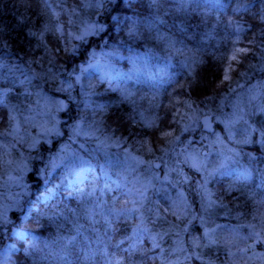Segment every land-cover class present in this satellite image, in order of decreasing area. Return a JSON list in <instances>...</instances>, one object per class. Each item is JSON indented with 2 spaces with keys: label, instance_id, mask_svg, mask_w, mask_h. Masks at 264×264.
Here are the masks:
<instances>
[{
  "label": "trees",
  "instance_id": "16d2710c",
  "mask_svg": "<svg viewBox=\"0 0 264 264\" xmlns=\"http://www.w3.org/2000/svg\"><path fill=\"white\" fill-rule=\"evenodd\" d=\"M48 1L49 6L58 11V18L53 12L43 11L42 6L27 11V0H0V112L5 111L6 123L4 131L0 133V169H5L4 165L10 162L9 168H14L13 165L18 162L27 161V155L31 158L42 154L43 158L45 152L42 151L50 149L43 142L38 145L30 141L31 131L26 128L29 125L27 113L33 101L36 103L35 99L40 101L45 96L57 99L70 92L77 94L80 99L82 90L89 88L96 96L92 98L95 104L90 112H86L87 117L107 124V119L117 117V114H122L121 108H126L138 123L127 126L129 135L126 137L143 142L140 137L145 131L141 125H145V130H161L164 107L165 114L169 111L165 103L170 107L175 97L181 99L179 107H182L183 113L180 117L199 110L200 100H191L189 90L187 94L190 79L198 78L197 84L205 93L218 91L216 89L221 83L219 77L222 74L219 68L239 35L243 38L242 42L252 46L249 57H252L253 64L244 68L249 77L246 86L253 83L257 86L256 81L263 82L259 75L263 73L264 62L257 55L260 49L264 50V0H147L149 8L142 2H136L125 10V14H122L124 10H114L120 7L117 5L119 2L125 4L124 0ZM195 10L205 12L213 23L234 14L240 27L237 30H228L226 26L213 29L207 21L201 28L189 18ZM59 23L64 32H69L70 38H74L72 31L84 27L86 32L95 33L92 36L102 38V41L97 46L86 47L70 63L69 60L76 54L73 52L79 49L77 47V51H74L68 47L71 52L62 51L64 44L55 34L59 32ZM82 38L87 40L85 36ZM99 47L102 57L96 59L98 62L105 58L109 65L121 67L124 71L132 68V61L137 54L145 53L152 59L147 69L159 71V75L169 78L168 81L173 80V83L166 88L162 83L151 80L148 84L152 87V93L148 92V87L129 85L134 87L132 91H136L143 101V107H136L132 99L111 93L114 90L125 92L127 87L121 86L122 83L121 87L108 85L100 72L90 71V54L96 53ZM107 48L116 49L118 57H113L111 52L106 51ZM85 52L88 54L86 59L83 58ZM49 55L60 63L58 67L47 61ZM39 58L47 65L38 66ZM164 59L169 61L166 73L161 63ZM81 66L85 67V71L80 70ZM78 74L82 75L79 87L74 83ZM157 84L159 89L155 90ZM235 94L230 101H233ZM71 98V95H67L72 110L77 112L75 106L78 109L80 102ZM109 99H121L120 107L109 101L108 104L106 101ZM12 104L20 112L18 115H21L20 129L14 135H10L13 129ZM123 115L127 116V113L123 112ZM260 143L261 148L252 150L256 155V160L252 161L254 165L246 163L240 177L247 178L251 172L264 174V140ZM7 145H10L9 148ZM15 173H18L16 168ZM30 173L27 175L28 183L41 186V183L35 184V180L41 178L38 177V171L31 170ZM59 180L61 177L57 179V185ZM89 180H96L101 187L104 183V178L97 175L93 168L89 169L85 186ZM234 183L235 178L230 177L229 184L233 186ZM230 185L224 183L223 187L229 192ZM49 187H52V193ZM33 189L30 188L26 202L0 222V249L8 255L5 264H213V257H208L205 252L203 256L194 252L183 235L172 238L166 232L171 218H174L175 208L174 203H170L172 197L165 198L167 192L158 191L161 200L153 207L140 209L133 203L119 200L109 204L101 197H98L101 207H91L88 203L83 206L82 198L68 196L66 191L56 188L53 183L42 189L41 193L54 197L41 202L39 194L31 193ZM230 196V207L236 215L234 225L242 226L247 221L252 223L248 226L252 233L248 232L247 235L235 231V235L240 233L257 246V228L264 227V186L260 189V186L249 184V191L240 193L237 199L232 194ZM49 205L57 208L48 212L45 207ZM177 207L180 209L185 206ZM20 212L23 216L16 220ZM255 212H260V219L248 220L247 215ZM26 217L30 226L27 222L21 225ZM167 218L171 219L170 223ZM162 220H165V224ZM4 221L10 222L8 228L2 223ZM14 223L23 229L20 234L15 227L13 229ZM178 227L189 236V231ZM189 248L190 252H187ZM257 249L263 250L264 260V244L258 245ZM180 254L186 258L181 259L178 256ZM236 260L233 264H263L260 256L253 261L246 253L240 254Z\"/></svg>",
  "mask_w": 264,
  "mask_h": 264
},
{
  "label": "rangeland",
  "instance_id": "374dc122",
  "mask_svg": "<svg viewBox=\"0 0 264 264\" xmlns=\"http://www.w3.org/2000/svg\"><path fill=\"white\" fill-rule=\"evenodd\" d=\"M40 1L42 2V0ZM53 13L57 18L59 17L58 11L55 10ZM57 26L61 33L63 31L61 23ZM94 34L93 32H86L85 38L87 39ZM242 40V36L239 35L229 50L225 73L219 77V82L221 83L216 89L218 91L226 90L225 87L228 89V80L231 76L235 72L243 70L242 63L244 61V54L249 53V51L251 52L252 46L248 42H242ZM243 43H247L248 47ZM106 51L111 52L113 57H118L115 53L116 49L107 48ZM101 57L102 53L100 50H96V53L90 54L91 59L96 60ZM251 59L252 57H248V64L251 62ZM147 67L146 64H142L140 70L134 74L132 81L147 88L149 81L152 80L155 83H161L165 79L161 74L159 75V71H149ZM80 70L85 71V67L81 66ZM105 73L110 80L117 79V77L123 75L122 68L119 67L116 69V66L109 67L108 72L105 71ZM81 80L82 75L78 74L77 85H81L79 82ZM253 84H248L245 90L235 96L233 101H227L228 98H225L224 101L220 99L217 107L213 105V102L211 104L208 103L207 106L201 104V107L195 113L186 115L184 121L187 120V123L184 125L183 132L199 128L200 118L207 113L214 112L213 114H215L217 124L216 132L200 138L194 137L193 133H189L184 140L180 136H176L174 130L178 124V118L183 113L182 107H179L181 99L175 97L170 107L168 103H165V106L167 104L166 107L170 115L168 113L165 114L164 107L162 112V120L164 121L161 130L158 128L154 131L145 130V125H141L145 132L140 139L143 140L142 143L151 146L152 149L140 151L148 155L151 151L154 154L161 153L159 155L160 159L157 161H162L163 165L157 169L153 167L152 159L151 161L149 160L150 157L147 160L136 155V153H128L125 150H120L124 139L128 140L126 137L129 135L126 132L127 126L132 124L138 125L136 122L137 119H133L126 108H121L122 114H117V117L107 119V124H100L99 121H89L90 118L87 117L86 112H90L91 107L95 104L92 98L96 96L95 94L93 96L89 88L82 90L80 99L82 104L80 105V109H78V114L76 113L74 115H71L72 108L68 105V101L65 98L57 97L54 101L51 99L40 101L39 99H35L36 103H33L31 107L33 109L32 122L35 124V128L39 127L41 129L37 134L36 143L40 144L41 142L51 141V137L57 135V132L54 134L51 131L56 128L61 133L62 130L63 132L65 131L66 135L64 140H60L57 143L56 146L59 149H55L47 159L45 158L43 165L38 169L40 171L38 172V177H41L39 178L41 182L47 183L48 180L54 177L53 173L58 167L61 172L66 167L65 176L68 177L67 170L75 174L77 171L83 169L81 166L83 160L89 161L92 160L93 156H97V165L103 171H112V173L107 175L110 183L127 189L125 197L120 198L122 202L133 203L139 206L140 209L142 207L150 208L161 200L158 196V191L167 192L168 196L165 197L166 199L171 197L176 198L174 202V214L177 218H182L183 215L190 214L198 221L202 217V224L206 226L205 224L209 221L207 213L214 216L218 212H222V209L218 210L216 208L220 204L216 201L215 194L210 192L207 194L206 191L211 190L214 185L220 186V179L217 178L228 173L224 168L229 169L231 172L232 170H236L237 173H242L245 171L244 167L246 163L251 166L254 165L252 161L254 159L256 160V155L250 148L256 141V135H258L254 120L256 114L257 116L259 114L264 115V81L259 86L250 88ZM202 92V89L197 86H192L191 100H200L199 94ZM119 94L123 95L126 99H132L131 101L134 106L137 107L140 105L143 107V101L137 95L136 91H125ZM109 101L115 104L114 106H117V108L120 107L122 102L121 99H109ZM125 105L129 107L128 104ZM123 112L127 113V116H124ZM138 120L140 122V119ZM49 123L52 124V127ZM4 125H6L4 115H1L0 129H3ZM104 133L106 136H104ZM135 136L137 137L138 134L136 133ZM257 139H259V136ZM263 139L264 137L261 138L260 142ZM131 141L135 140L133 139ZM97 150L106 151L108 156L103 155ZM81 155L83 158L79 159L80 163L77 162L74 165L71 161L72 158H78ZM70 156H72L71 160H69ZM35 158H42V154L34 156L29 162V158L27 157V161L18 162L13 166L14 168L4 170L1 167L0 222L18 209L20 200L27 197L28 188H35V193L39 194L40 198L42 186L37 187L34 185L30 187L26 181L27 172L30 168H34L35 161L33 159ZM67 160L69 162H66ZM60 161H63L65 164ZM15 168L18 174L15 173ZM96 169L101 174L100 169ZM240 179L246 181L245 178L240 177ZM189 192L192 196H187L192 199L191 203H187L186 207L179 209L177 206L182 205V200ZM135 200H138V202L134 203ZM186 201H189V199L186 198ZM193 201L197 203L196 211L193 209ZM199 203H203V206L198 207ZM99 205L101 206V204ZM45 208L48 212H52L55 209V205H49V207L46 206ZM22 216L20 212L16 220L21 219ZM223 216H227V213L222 212L220 217ZM170 220L167 218L168 223H170ZM161 222L165 224V220ZM27 225L30 226L28 222ZM249 225H252V223L249 222ZM212 231L213 229L210 230V232ZM248 232L252 233L247 228V235ZM239 236L243 241L248 240L240 233L236 237L239 238ZM256 236L259 239L258 245L264 244L263 226L257 228ZM257 246L249 254L253 260L257 256H260L263 261V250L257 249ZM193 247L195 246L193 245ZM255 250L259 251V253ZM193 251L196 252L194 249ZM187 252H190V248L187 249ZM186 255L190 257L189 253H186ZM178 256L181 259L186 258L185 255L180 254Z\"/></svg>",
  "mask_w": 264,
  "mask_h": 264
},
{
  "label": "bare ground",
  "instance_id": "6f19581e",
  "mask_svg": "<svg viewBox=\"0 0 264 264\" xmlns=\"http://www.w3.org/2000/svg\"><path fill=\"white\" fill-rule=\"evenodd\" d=\"M124 1H125V4L122 2H119L117 5H119L120 7H117L114 10H116V11L124 10V13H122V14H125V10H128L131 7H133V5H135L136 2H139V3L142 2V4H144V6L146 8H149V3L147 2V0L146 1L145 0H124ZM37 4H40V5L35 6ZM40 6H42L43 11H45L47 13L55 12V10H56L55 8L49 6L45 2L41 3L40 0H27V11L32 7L37 8ZM189 18L191 19V21L195 25H198L201 28L204 25L203 24L204 22L209 21V19L206 16V13L203 11H200V10H195L192 14L189 15ZM220 19H221L220 22H214L213 23V22L209 21L211 24V27L213 29H222L223 26H226L228 30H237L240 27L239 23L237 22V17L234 14H229L228 16H226L225 19H222V18H220ZM200 22L202 24H200ZM115 24H113V25H115ZM72 33L74 34V38L69 37V32H64V31L61 33L55 32V34H58V36L60 37V40H62V42L64 44V48L62 51H70L71 52V50L69 48H71L74 51H77L76 50L77 47L79 49L77 52H73L76 54H73V56L71 57V60H69L70 63H72L78 57L77 55L81 54V51L85 50L86 47L97 46L102 41V38L94 37V36H90L87 38V40H84V38H82V36H86V29L84 27H80V28L76 29L75 31H72ZM229 50H228V53H229ZM228 53H227V55H228ZM63 54H66V52H63ZM250 55H251V53L244 54V61L242 63L243 64V70L237 71L231 76V78L228 80V90H223L219 93H218V91L205 93V91L200 87V85L197 84L198 78L190 79L188 81L190 84L188 90L192 94V87L190 88L191 85L197 86L198 88L202 89L203 92L201 94H199V96H200L199 102H200V104L206 105V106L208 103L211 104V102H213V105L215 107H217L218 103L220 102V99L223 101L225 98H228L227 101L231 100L232 96L235 93L240 92L245 88L247 81L249 80V77H248L247 73L244 71V68H246L247 65L253 64V60H251V62L249 64L247 63L248 57ZM69 56H70V54H69ZM83 56H84L83 58L86 59L88 57L87 52H85V54ZM257 57L260 60L263 59V61H262V63H263L264 62V50L260 49ZM47 61L48 62L50 61L52 63V65L55 67H58L60 64L58 61H56L50 55L47 56ZM227 63H228V56H227V59H225L224 63L219 68L220 72L222 74L225 73V68H226ZM46 65H47V62L41 61L40 58L38 59V66L44 67ZM76 81H77V79L74 82L75 84H77ZM193 81H195V82H193ZM78 85L80 86V84H78ZM126 90L132 91V90H134V87H127ZM171 104L172 103H170V105ZM210 108L214 109L213 107H210ZM177 109H178V107H177ZM213 113L214 112L206 114V116L211 117V120L205 119L204 124L200 123L199 128H194V130L186 131V132H183L184 125L187 123V120L184 121L186 116L185 117L184 116L179 117L178 118V124L176 125L175 130H174L176 136H180L183 140L186 138V136L189 133H193V136L196 138L206 136L207 135V129H206L207 125H212V122H213L214 126L217 127V124L215 121V114H213ZM74 114H76V112L73 109L71 115H74ZM263 117H264V115H262V114H259L258 116L256 114V118L254 119L256 127H257V133H258V135H256V136L257 137L259 136V139H257V137H256V141L254 142V145L250 148L251 151L253 150V148L255 149V147L261 148L260 140H261L263 133H264V118ZM106 132H108V131H106ZM104 136H106L105 133H104ZM62 137L63 138L66 137L65 131L63 132V130H62ZM56 144H57V141H55V140L43 142V145L47 148H54L56 146ZM127 148H129V149H127ZM148 149H152V147L145 145L142 142L131 141L129 139L128 140L124 139V142H122V145L120 146V150H125L128 153L129 152L136 153V155L141 156L144 159L148 160V157H150L149 160L151 161V159H152L153 167H159V166L163 165L162 161H157L158 159H160L159 155L161 153L154 154V153H152V151L149 155L146 153H143V151H147ZM140 150H143V151H140ZM27 157L29 159H31L34 156H31V158H30L27 155ZM33 160L35 161L34 168H30L29 171L27 172V175L31 174L30 173L31 170L37 171L38 169H40L41 166L43 165L44 161H45L43 158H35ZM29 161L30 160H28V162ZM224 169L228 173L217 178V179H220L219 180L220 186L214 185V187H212L211 190L209 189L208 192L206 191V193L209 194V192H210V193L215 194V196L217 198L216 201L220 204L216 208L218 210L222 209V212L227 213V216L220 217V215H222V212H220V213L218 212L214 216L207 213V216L209 217V221L205 224L206 226H204L202 224V221H201L202 217L197 221L190 214L183 215L182 218H177L176 215L174 214L173 215L174 218H171L173 223L171 222L170 224H168L169 227H167L168 230H166V232L172 238H175L177 235H179V237H181L180 234L183 235V238L185 237L188 240L190 246L196 252L200 253L201 256H203V252H205L204 254H206L208 257H210V258L213 257L214 259L212 260V263L214 262V264L215 263L216 264H233V262L239 258L240 254H242V253L249 254V253L254 251L256 245H254L252 243V240L249 239V240L243 241V240L237 238L235 235V231H239L241 233H247L249 221L244 223L242 226L234 225V222L236 220V218H234V217L236 215L230 207V205H231L230 199L232 198L230 195L232 194V196L235 199H237L239 197L240 193H244V192L249 191V184H254V187L260 186V189L264 186V174L262 172H258V173L251 172V173H249L247 180L242 181L240 179V176H239L240 173H237L236 170H232V172H231L229 169H226V168H224ZM230 177L235 178V183L233 184V186L229 184V178ZM224 183L232 186L231 189L229 190V192H228V190H226L223 187ZM187 195L192 196L191 193L189 192L186 194L185 198L182 200L183 201L182 205H184L185 207H186V204L187 203L190 204L191 200H192ZM186 198L189 199V201H186ZM175 201H176V198H171L170 203H174ZM193 202H194L193 209L196 211L197 210V203L195 201H193ZM202 206H203V203H199L198 207H202ZM206 211H207V209H206ZM200 215H201V213H200ZM247 217H248V220L257 221L260 219L261 215H260V212H255L252 214H248ZM177 225L184 227V229L187 232L189 231L190 232L189 236L184 234ZM212 229H213V231L210 232V230H212ZM193 245L195 247H193ZM207 252H209L210 254ZM249 257L251 258L250 254H249ZM263 261H262V263L264 264ZM236 262H237V260H236Z\"/></svg>",
  "mask_w": 264,
  "mask_h": 264
},
{
  "label": "water",
  "instance_id": "95a60500",
  "mask_svg": "<svg viewBox=\"0 0 264 264\" xmlns=\"http://www.w3.org/2000/svg\"><path fill=\"white\" fill-rule=\"evenodd\" d=\"M205 119H210V120H211V117H208V116H206V115L203 116V117L201 118V123L204 124ZM211 122H212V121H211ZM206 129H207V132H209V133H213V132L215 131L214 123L212 122V125H207V126H206Z\"/></svg>",
  "mask_w": 264,
  "mask_h": 264
}]
</instances>
